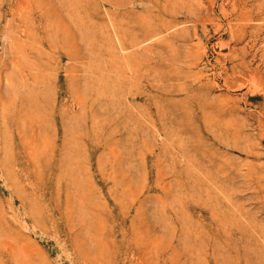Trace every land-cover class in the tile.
I'll list each match as a JSON object with an SVG mask.
<instances>
[{
    "label": "rangeland",
    "instance_id": "obj_1",
    "mask_svg": "<svg viewBox=\"0 0 264 264\" xmlns=\"http://www.w3.org/2000/svg\"><path fill=\"white\" fill-rule=\"evenodd\" d=\"M0 264H264V0H0Z\"/></svg>",
    "mask_w": 264,
    "mask_h": 264
}]
</instances>
